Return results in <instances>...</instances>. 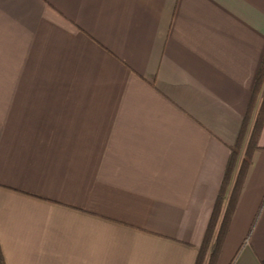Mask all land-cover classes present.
Here are the masks:
<instances>
[{"label": "crops", "instance_id": "crops-1", "mask_svg": "<svg viewBox=\"0 0 264 264\" xmlns=\"http://www.w3.org/2000/svg\"><path fill=\"white\" fill-rule=\"evenodd\" d=\"M264 54V0H0L5 264H194ZM216 264H264V117Z\"/></svg>", "mask_w": 264, "mask_h": 264}, {"label": "trees", "instance_id": "trees-1", "mask_svg": "<svg viewBox=\"0 0 264 264\" xmlns=\"http://www.w3.org/2000/svg\"><path fill=\"white\" fill-rule=\"evenodd\" d=\"M264 117V54L194 264H216ZM0 264H5L0 254Z\"/></svg>", "mask_w": 264, "mask_h": 264}]
</instances>
